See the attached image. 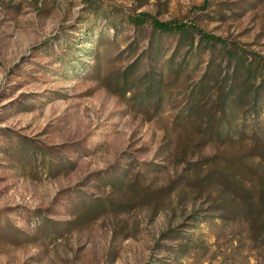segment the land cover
Instances as JSON below:
<instances>
[{
  "label": "rangeland",
  "instance_id": "374dc122",
  "mask_svg": "<svg viewBox=\"0 0 264 264\" xmlns=\"http://www.w3.org/2000/svg\"><path fill=\"white\" fill-rule=\"evenodd\" d=\"M139 11L264 60V0H0V264H264L261 219L239 210L264 184V98L252 158V115H239L248 132L231 154L201 143L192 120L174 121L207 68L222 81L218 47L210 63L186 43L178 78L164 74V100L134 104L119 73L134 58L139 74L166 66L177 42L154 34L159 58L148 62L151 30L137 35L129 22ZM182 159L201 175L210 159L222 163L227 202L222 186L175 182L189 177ZM220 204L231 212L217 216Z\"/></svg>",
  "mask_w": 264,
  "mask_h": 264
},
{
  "label": "trees",
  "instance_id": "16d2710c",
  "mask_svg": "<svg viewBox=\"0 0 264 264\" xmlns=\"http://www.w3.org/2000/svg\"><path fill=\"white\" fill-rule=\"evenodd\" d=\"M129 22L137 35L145 33V26H148L151 30L147 46L148 62L153 61L154 52H157L158 48L154 34H173L177 37V42L167 58L166 66L161 68L149 69L147 67L144 72L139 74L140 61L134 58L117 76L116 86L121 91V94L130 93L129 98L136 105H157L164 100V74L168 78L175 74L174 78H178L183 70L182 63H184L185 59L183 58L178 64H175L174 61L177 52L186 43L187 47H193L196 42L195 51L198 56L208 50L210 63L216 58L215 52H217L216 48L218 47V51L226 64V73L222 77V81L216 82L215 76L217 73L207 68L199 79L183 92L184 107L175 115L174 121L175 123L181 120H187L190 123L194 122L195 130L201 143L205 144L209 140L222 141V143H226L230 147L225 152L231 154V148L236 146V144H242L243 138L248 132L249 126L245 122L237 124L239 115H252L253 124L250 128L253 133L248 144L250 145L248 148L252 151L248 152L246 156L250 158L255 156L257 153H254V150L262 146L261 136L259 135L262 129L256 124L260 111L258 106H260L264 98V92L262 91V89L264 90V60H261L262 57L254 55L252 58H248L245 52L232 48L224 38L207 33L194 23L161 20L145 11H139L135 15L130 16ZM158 58L154 57L155 60H158ZM209 66L211 67V64ZM174 70H176V73H174ZM155 75H159V77ZM212 81H215L216 85H211ZM182 154L184 155L185 153L183 152ZM226 156L229 160L232 158L230 155ZM208 162H211L208 165L209 168L201 175L192 166L194 165L192 161L182 159L180 163L187 164L184 170L189 173V177L180 174L175 182H179L178 184L190 183L197 187H206L211 184L222 186V192L225 193L223 202L225 203L230 197V192L227 190L230 189V186L224 181L227 180V176L230 179L231 177L236 178L237 172H239L236 161L230 160V171L227 176L221 172L222 163L217 162L216 159H210ZM241 166L243 167L242 172H245L246 165L241 164ZM160 168L162 167L160 166ZM223 177H225L224 181ZM256 196V203L252 204L251 201L245 199L239 210H246L261 219L257 225V230L264 233L263 182L258 185ZM230 210H232V207H228L225 204L215 205L213 208V212L219 213L217 216L223 214L224 211ZM206 218L204 217L203 219ZM167 234L173 236L170 233Z\"/></svg>",
  "mask_w": 264,
  "mask_h": 264
}]
</instances>
